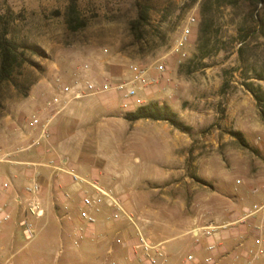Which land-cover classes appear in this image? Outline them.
<instances>
[{"label":"rangeland","instance_id":"rangeland-1","mask_svg":"<svg viewBox=\"0 0 264 264\" xmlns=\"http://www.w3.org/2000/svg\"><path fill=\"white\" fill-rule=\"evenodd\" d=\"M142 11L146 19H140ZM192 17L196 18L192 31L180 45L184 26ZM262 19L264 0H0V33L7 27L8 36L30 58L10 79L0 78V147L4 151L12 155L13 148L25 147L26 135L38 134L37 130L29 134L27 125L33 114L47 111L57 78L82 86L89 79H109L116 85L131 79V64L147 69L146 82H136L138 92L148 89L156 94L160 99L153 101L167 103L191 127L185 132L165 121L192 145L186 148V159L174 165L172 177L145 180L132 177L149 163L145 157L167 161L156 145L150 148L155 154L144 151V143L138 147V140L158 138L156 134L131 122L127 127L114 124L105 132H89L93 141L100 142L95 149L100 161L108 151L120 149L113 146L115 137L125 140L121 167L128 195L122 201L128 212L136 213V223L126 217L117 221L107 217L111 224L104 234L109 243L97 244L99 264L121 263L126 246L117 237L132 239L141 230L156 240L158 230L171 223L177 228L161 234L160 240L167 239L168 249L178 246L174 250L178 263L195 253L190 243H200L201 238L191 229L199 225H225L219 228L229 231L224 252L230 255L236 250L233 222L262 202L253 189L264 184V105L244 85L252 82L264 92V36L256 30ZM9 129L17 131L12 141ZM174 129L169 132L171 139ZM165 133L164 128L158 131ZM55 182L46 177L44 186L55 189ZM22 186L25 189L27 183L16 185ZM37 195L32 201L41 204ZM192 218L195 222L189 229ZM97 221L84 220L76 226L70 245L89 264H94L93 250L86 231ZM251 264H264V260Z\"/></svg>","mask_w":264,"mask_h":264},{"label":"crops","instance_id":"crops-1","mask_svg":"<svg viewBox=\"0 0 264 264\" xmlns=\"http://www.w3.org/2000/svg\"><path fill=\"white\" fill-rule=\"evenodd\" d=\"M118 92L87 94L81 99L73 100L60 110L58 108L50 109L46 104L45 109L47 111H39V116L47 124L45 128L32 127L30 124L32 117L30 118L27 125L29 134H33L35 130L38 131V134L35 136L26 135L25 147L16 146V149L13 148V154L7 160L0 162L1 181H8L11 184L8 190H0V202L8 204L14 215L10 222L0 227V264H89L82 262L80 254H74L70 246L76 232L75 227L84 222V219L79 215L83 206V194L95 193L92 183H96L103 188L117 190L120 193L117 195L121 199H126L128 195L125 193L127 183L123 175L124 166L121 167L124 157L122 147L125 140L115 137L112 141L113 146L120 147V149L108 151L105 160L100 161L95 153L100 142L93 141L89 132H105L106 129H111L114 124L127 127L131 122L136 127L142 126V130L152 131L153 134H156L158 138L154 137L152 140L150 139L151 141L144 139L141 142L138 140V147L140 148L141 144L144 143L147 147L144 151L149 152L150 148L156 145L159 148L157 152L165 155L167 161L163 162L155 160L153 157L151 159L145 157L149 163L146 162L139 169L140 174H135V171L132 172L133 179L172 177L171 172L175 171L174 165L177 161L186 159L188 154L186 148L192 145V141L188 142L187 138H182L178 130L170 129L167 122L151 119L130 121L126 118L128 112L134 111L139 106L155 99H160L155 96L156 94L148 92V89L138 92L137 97H140V101H138L135 98L127 99L121 91ZM148 98L149 100H147ZM34 115L38 114L32 116ZM162 128L165 129V135L158 134ZM173 129L174 138L171 139L169 132ZM14 132L17 131L8 130L11 141L16 139ZM17 149H25L26 152L18 155L20 152H16ZM150 152L155 154L156 151ZM125 154L127 155V151ZM46 177L56 179L55 189L44 186ZM35 180L41 184V190L37 197L41 201L40 206L44 213L41 216L29 215V218L34 222L37 234L33 241L27 242L22 234L19 220L25 214L28 201H32L35 196L28 194L23 186L17 188L16 185L21 182L22 184H30ZM104 183L114 184L116 190L106 187ZM249 194L251 195L250 192ZM255 198L264 202V191H260L258 197ZM145 207L147 208V205ZM75 208L78 211L73 213ZM92 211L95 212L98 221L95 225L87 228L86 238L91 245L89 247L93 250L90 252V257L94 264H99L96 259L97 250H99L97 244L106 245L109 243V236L104 233L109 231L110 222L107 217L112 216L113 209L104 203L100 206L99 212L97 210ZM246 214L233 222L235 224L233 233L236 235L237 247L230 255L224 252L227 247L224 239L226 232L229 233V231L225 232L218 229L216 235L207 237L203 235L204 228L213 224L199 225V227L191 229L195 237L201 238L200 243H190L195 249V253L191 254L197 255L199 258V262L196 264H206L204 257L200 258L198 254L209 255L210 252L207 249L209 241L217 242L216 253L219 260L233 264H251L247 250L255 245L253 228L255 224L263 222L264 218L257 214L245 219ZM145 220L150 221V218L147 217ZM194 222L195 219L193 218L188 221L189 229L192 228ZM223 226L225 225H219V228L222 229ZM176 228L177 225L171 223L168 228L163 229L164 231L158 230L155 241H166L167 239L160 240L161 234L172 233ZM197 232L199 233L198 236L196 235ZM136 239L137 236L132 239H125L126 247L123 249L126 255L119 258L120 264H145L136 257L131 248ZM177 247L166 248L169 254L166 264H185L186 258L178 263L179 256L174 251ZM107 261L108 264H111L109 260ZM105 264H107L106 261Z\"/></svg>","mask_w":264,"mask_h":264},{"label":"built area","instance_id":"built-area-1","mask_svg":"<svg viewBox=\"0 0 264 264\" xmlns=\"http://www.w3.org/2000/svg\"><path fill=\"white\" fill-rule=\"evenodd\" d=\"M196 21L195 17L190 18L188 23L183 29V38L180 41V45H183L188 38V35L192 31L191 25ZM130 71L133 72L131 79L113 85L112 81L106 79L101 81L97 78L89 79L82 86L80 84H68L57 78V89L50 99L47 100V106L50 109H62L73 100L81 99L87 94H97L105 93L117 88L121 90L124 96L129 98H135L140 101L138 96V88L136 82H146L147 69L140 68L135 64L130 65ZM144 105V104H143ZM31 126L36 127H46V123L43 122L39 115L32 116ZM11 153L4 151L0 147V162L7 160ZM1 181V177H0ZM11 184L8 181L0 182V190H8ZM95 193H85L82 196V208L80 209L79 215L87 223L93 224L97 221V216L92 210H99L100 206L106 203L109 207L113 209L112 218L113 220H121L126 217L128 220L136 223L135 217L136 213L128 212L124 206V203L120 196H118L114 190L106 189L99 186L96 183H92ZM41 190V184L35 180L34 182L27 184L25 191L28 194L36 196ZM264 191V184L253 189V192L259 193ZM44 210L41 208L40 204L36 201H32L25 209V214L19 220V225L22 230L24 238L31 241L36 236L37 230L34 222L29 218V215L41 216ZM260 214L264 218V202L253 205L247 210L245 219ZM13 211L8 204L0 202V227L10 222L13 219ZM219 226H208L204 228L203 235L207 237H213L217 234ZM254 246L247 250L249 255V263L256 259H264V220L260 224L254 225ZM197 236L199 233L197 232ZM117 242L125 245L126 241L122 237H117ZM133 252L136 257L144 262L145 264H166L169 259V254L162 241H155L150 236L146 235L141 230L137 233L136 241L131 245ZM217 248L218 244L216 241H209L207 249L209 250V255L204 258V262L207 264H233L232 262H223L217 258ZM199 262V258L194 254H189L185 259V264H196Z\"/></svg>","mask_w":264,"mask_h":264},{"label":"trees","instance_id":"trees-1","mask_svg":"<svg viewBox=\"0 0 264 264\" xmlns=\"http://www.w3.org/2000/svg\"><path fill=\"white\" fill-rule=\"evenodd\" d=\"M253 1L258 3L263 0ZM146 18V12L142 11L140 19ZM256 30L261 32L264 36V19L257 22ZM8 33L7 27H4L0 33V78L3 80L10 79L30 59L27 50L21 49V44L16 39L10 38ZM243 41H245V39ZM244 85L253 93L257 101L264 105V92H262L260 88L257 89L252 82H245ZM126 118L130 121H137L140 119L164 120L170 122L173 126L182 131L186 132L191 129L190 126H186L183 121L179 119L178 113L172 110L167 103L159 101H151L139 106L136 110L128 112Z\"/></svg>","mask_w":264,"mask_h":264}]
</instances>
